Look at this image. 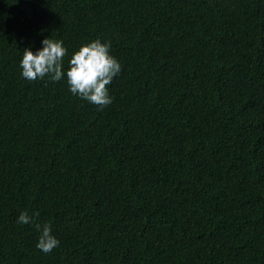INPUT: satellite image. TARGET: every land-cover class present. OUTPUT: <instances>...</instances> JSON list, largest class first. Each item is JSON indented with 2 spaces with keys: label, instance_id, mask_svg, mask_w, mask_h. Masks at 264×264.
<instances>
[{
  "label": "trees",
  "instance_id": "trees-1",
  "mask_svg": "<svg viewBox=\"0 0 264 264\" xmlns=\"http://www.w3.org/2000/svg\"><path fill=\"white\" fill-rule=\"evenodd\" d=\"M45 38L113 102L22 78ZM0 264H264V0H0Z\"/></svg>",
  "mask_w": 264,
  "mask_h": 264
},
{
  "label": "clouds",
  "instance_id": "clouds-1",
  "mask_svg": "<svg viewBox=\"0 0 264 264\" xmlns=\"http://www.w3.org/2000/svg\"><path fill=\"white\" fill-rule=\"evenodd\" d=\"M111 42L102 43L100 39L82 45L64 68L67 49L62 40L45 38L42 49L33 53L30 49L23 51L20 61L22 78L28 81L45 80L59 82L66 78L69 91L73 96L97 106L101 111L113 101L108 94V86L121 72V64L110 54ZM39 213L30 216L22 212L17 223L32 224L40 236L36 247L45 254L59 246V240L52 234L51 225L36 222Z\"/></svg>",
  "mask_w": 264,
  "mask_h": 264
}]
</instances>
